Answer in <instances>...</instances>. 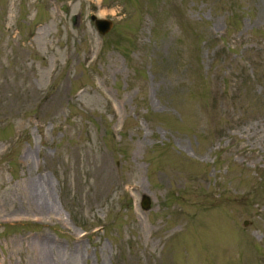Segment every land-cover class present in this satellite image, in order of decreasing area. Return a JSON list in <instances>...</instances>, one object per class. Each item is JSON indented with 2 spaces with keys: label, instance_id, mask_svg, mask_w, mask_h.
Masks as SVG:
<instances>
[{
  "label": "rangeland",
  "instance_id": "374dc122",
  "mask_svg": "<svg viewBox=\"0 0 264 264\" xmlns=\"http://www.w3.org/2000/svg\"><path fill=\"white\" fill-rule=\"evenodd\" d=\"M0 264H264V0H0Z\"/></svg>",
  "mask_w": 264,
  "mask_h": 264
},
{
  "label": "water",
  "instance_id": "95a60500",
  "mask_svg": "<svg viewBox=\"0 0 264 264\" xmlns=\"http://www.w3.org/2000/svg\"><path fill=\"white\" fill-rule=\"evenodd\" d=\"M90 19L101 36L109 34L113 28V23L107 19H98L94 16H91ZM73 23H75V20ZM141 205L144 209L149 207V201L147 197L143 196Z\"/></svg>",
  "mask_w": 264,
  "mask_h": 264
},
{
  "label": "bare ground",
  "instance_id": "6f19581e",
  "mask_svg": "<svg viewBox=\"0 0 264 264\" xmlns=\"http://www.w3.org/2000/svg\"><path fill=\"white\" fill-rule=\"evenodd\" d=\"M32 192L35 196L41 198L40 200L44 201V188L43 186H40L38 183H35L32 185ZM45 206H47L48 204L46 202H44Z\"/></svg>",
  "mask_w": 264,
  "mask_h": 264
}]
</instances>
